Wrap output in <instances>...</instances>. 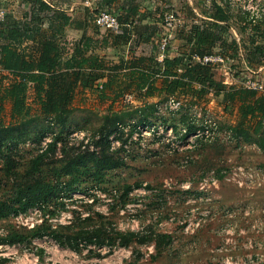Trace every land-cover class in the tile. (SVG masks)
<instances>
[{"label":"rangeland","instance_id":"374dc122","mask_svg":"<svg viewBox=\"0 0 264 264\" xmlns=\"http://www.w3.org/2000/svg\"><path fill=\"white\" fill-rule=\"evenodd\" d=\"M48 1L80 17H94L98 8L97 0ZM216 1L230 15L224 37L236 38L240 52L253 38L263 43L253 27L264 29V0ZM185 2L199 22L216 13L210 0H142V8L153 12L148 19L159 24L158 41L167 38L171 48ZM0 5L19 19L29 7L21 0ZM67 37L75 39L72 32ZM144 47L152 49L144 45L137 52ZM107 52L114 56L116 50ZM230 63L216 68L226 84L243 85L249 78L264 83V66ZM34 96L30 89V112L21 123L11 119L10 103L0 114V264H264V149L239 148L225 136L238 112L225 108L221 96L211 93L194 106L182 99L179 108L154 97L148 99L157 103L151 110L131 96L111 106L80 89L65 126L39 116ZM115 114L116 128L107 137ZM204 123L214 138L201 143L188 127ZM111 161L120 165L109 168ZM43 183L52 189L16 211L27 186ZM126 185H135L127 196ZM14 233L28 238L2 241Z\"/></svg>","mask_w":264,"mask_h":264},{"label":"trees","instance_id":"16d2710c","mask_svg":"<svg viewBox=\"0 0 264 264\" xmlns=\"http://www.w3.org/2000/svg\"><path fill=\"white\" fill-rule=\"evenodd\" d=\"M21 1L29 4L23 17L8 14L0 28V114L5 104L10 103L13 122L21 123L29 114L27 94L30 89L35 95L38 115L60 126L68 122L79 89L91 90L101 102H110L111 106L120 98L131 96L144 104L143 108L148 106L151 110L156 109L157 103H149V98L188 99L194 106L212 93L217 98L222 97L225 108L237 109L236 123L224 132L231 143L239 148L259 144L264 149V91L235 83L228 85L217 78L216 68L220 64L197 60V57L219 54L227 63L241 59L249 69L264 66V41L257 43L253 38L252 45L245 43L244 51L240 52L236 38L228 41L224 37L230 15L216 0H210V8L216 10L211 21L199 22L193 7L184 5L186 18L193 19L185 23L175 37L179 51L172 53L173 47L168 46L162 60L158 57L160 27L156 21L148 19L153 12L142 8V0H98L96 12L103 9L116 14L122 24L120 33L109 29L101 32L88 13L82 17L72 15L47 0ZM90 27H95L93 34L88 33ZM67 28L81 30L82 36L69 42ZM242 28L246 30L247 26ZM253 29L264 39V29L257 24ZM143 43H153L152 52L137 54V47ZM109 49L116 50L114 56L109 55ZM8 73L11 78L7 77ZM117 121L115 114V126L103 134L109 137ZM0 125L4 126L1 117ZM207 127L204 123L199 128L189 125L188 129L194 130L195 135L201 133L196 137L203 143L214 138L207 134ZM188 129L185 130L190 134ZM199 129H203L202 132ZM97 142L102 143L99 139ZM119 165V161L108 163L109 168ZM134 187L126 185L124 195ZM48 189L52 187L45 183L27 186L23 202L16 211L27 210L43 198ZM3 214L0 209V216ZM27 238L25 233H14L2 241L15 244Z\"/></svg>","mask_w":264,"mask_h":264},{"label":"built area","instance_id":"2783aa9c","mask_svg":"<svg viewBox=\"0 0 264 264\" xmlns=\"http://www.w3.org/2000/svg\"><path fill=\"white\" fill-rule=\"evenodd\" d=\"M6 15H7V12L5 11L3 6L0 5V28L2 26L3 21L6 18ZM94 23L98 25L100 28H104L105 30L109 29L115 33L122 32V24L120 23L118 16L114 14L113 12H110L107 10H100L96 12L94 14ZM159 46H160L159 48L160 52H159L158 57L160 60H162L164 57L165 51L168 48L167 38L162 39L159 42ZM197 60H199L202 63H213V64L225 63L224 58L219 54H212V55H205L203 57H197ZM243 85L249 89L264 91V83L256 81L252 78L247 79ZM168 103L170 104L172 108H179L182 104V101L176 98H170ZM200 134L201 133L195 135V137Z\"/></svg>","mask_w":264,"mask_h":264},{"label":"crops","instance_id":"0c3cea01","mask_svg":"<svg viewBox=\"0 0 264 264\" xmlns=\"http://www.w3.org/2000/svg\"><path fill=\"white\" fill-rule=\"evenodd\" d=\"M48 1V0H47ZM92 1V0H91ZM168 1H172V0H168ZM50 4H52L50 1H48ZM97 2H98V0H97ZM187 4H189L190 5V3L189 2H185L184 3V5H187ZM53 5V4H52ZM54 6H56L55 4H54ZM58 6V5H57ZM65 6V5H64ZM59 7V6H58ZM193 7V6H192ZM61 8V7H60ZM183 9L184 10H181V12L182 13H184V19H183V22L181 23L182 25H184L185 23H186V20L188 19V18H186V9H185V7H183ZM193 9L195 10V8L193 7ZM65 10H67V9H65ZM68 12H69V10H67ZM70 13V12H69ZM198 13V12H197ZM70 14H72L73 15V13H70ZM77 14V13H76ZM75 15V14H74ZM182 25H180V29L182 28L181 26ZM66 32H67V34L69 33H73V36H75L74 38L75 39H77V38H80L81 36H82V31L81 30H78V29H74V28H67V30H66ZM175 37H176V35H175ZM74 39V40H75ZM67 40L69 41V39H68V37H67ZM73 41V40H72ZM174 41H176V40H174ZM155 43H156V41H155ZM176 43V42H175ZM147 46V45H151L152 46V48H153V43H143V44H141L140 46H138V47H142V46ZM137 47V48H138ZM176 45L173 47V49H172V53H176L177 51H179V48H178V50H176ZM128 49V48H127ZM144 49L146 50V47H144ZM152 50L153 49H150L149 51H144V52H141V53H149V52H152ZM128 51V50H127ZM137 51V50H136ZM141 53H138L137 52V54H141ZM128 54V52L126 53V55ZM127 57H128V55H127ZM247 68H248V66L247 65H245ZM261 68V67H260ZM10 75V74H9ZM8 81H9V79H7ZM8 81L6 82L7 84H8ZM80 90V89H79ZM33 91V90H32ZM81 91H86V92H88V91H90L91 93H92V91L91 90H89V89H81ZM94 94V93H93ZM96 95V94H95Z\"/></svg>","mask_w":264,"mask_h":264}]
</instances>
